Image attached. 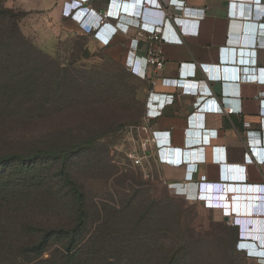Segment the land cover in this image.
<instances>
[{
  "label": "rangeland",
  "instance_id": "1",
  "mask_svg": "<svg viewBox=\"0 0 264 264\" xmlns=\"http://www.w3.org/2000/svg\"><path fill=\"white\" fill-rule=\"evenodd\" d=\"M0 8L16 19L0 25V264H252L130 157L147 84L127 56L78 37L49 55L51 24Z\"/></svg>",
  "mask_w": 264,
  "mask_h": 264
},
{
  "label": "crops",
  "instance_id": "2",
  "mask_svg": "<svg viewBox=\"0 0 264 264\" xmlns=\"http://www.w3.org/2000/svg\"><path fill=\"white\" fill-rule=\"evenodd\" d=\"M5 1L21 9L28 23L51 24V29L47 28L50 41L38 45L49 55L57 54L58 39L78 37L100 49L114 47L123 60L131 38L138 32L128 13L136 8L135 0H119L127 11L119 20L108 19L109 28L113 26L110 41L94 33L113 0L86 3L80 8L86 13L81 23L70 18L67 0ZM147 1L159 8L169 0ZM252 2L186 0L184 6L171 7V19L165 27L184 37V43H163L145 33L134 41L137 52L131 57V69L126 68L147 84L140 125L147 120L150 96V102L159 104L160 98L173 94V101L150 123L154 130L168 131L170 138L153 142L152 132L140 131L138 148L143 153L140 143L145 144L150 154L146 170L157 183L173 190L172 195L207 214L220 228H227L226 216L233 214L236 225L227 229L233 233L234 250L241 254L238 241H245V246L255 241L264 248V218L258 216L264 209V83L247 81L244 72L247 67L264 69V4ZM153 19L152 15L146 16L147 21ZM156 47L163 50L165 58L159 70L146 62L149 50ZM194 67L195 76L182 75L183 71L192 73ZM183 77L190 86L198 84L197 94L183 93L177 85ZM228 108H233V113L228 114ZM185 151H204L207 159L185 165ZM247 259L252 264H264Z\"/></svg>",
  "mask_w": 264,
  "mask_h": 264
},
{
  "label": "built area",
  "instance_id": "3",
  "mask_svg": "<svg viewBox=\"0 0 264 264\" xmlns=\"http://www.w3.org/2000/svg\"><path fill=\"white\" fill-rule=\"evenodd\" d=\"M82 1L88 3L91 0H67L65 4L69 6L71 9V15L70 18L73 20L81 23L85 19L86 13L81 11L80 8H77L78 5L82 4ZM136 2V8L129 10V17L137 24L138 32L137 34L131 38V43L129 45V51L128 55L125 60V67L130 70L131 69V57L136 54L137 48L134 46V41L137 37L142 36L143 34H149L153 39L160 40L163 43H174V44H183L184 43V37L177 34L175 31H171L170 29H167L165 27V24L170 22L171 19V13L170 8L173 6H184L186 4V0H169L167 2H162V6L159 8L152 7L147 0H135ZM252 3L256 4H264V0H253ZM251 3V4H252ZM124 2L119 0H113L107 10L101 15L100 20V26L97 30H95L94 36L98 37L102 36L103 38L107 39V41H110L112 39V31L111 26L109 28V24L107 21L110 18L119 20L123 18L125 13L124 9ZM233 6V5H232ZM232 14V12H231ZM152 15L154 16V19L151 21L146 20V16ZM233 15H238L237 13H234ZM243 15V14H242ZM163 17L165 18V21H163ZM145 20V21H144ZM159 25H154V24ZM166 28V29H165ZM109 30V31H108ZM105 32H109V34H106ZM104 40V39H103ZM163 50L160 47H156L153 49H150L147 57L146 62L149 66L153 67L155 70L162 69L165 65V58L163 56ZM249 61V60H247ZM247 73V81L249 82H256V83H264V69L259 68H250L247 67V69L244 71ZM183 76H190V75H196V68L194 67L192 73H185L183 71ZM186 78H180L178 80L177 85L182 88L183 93L186 94H197L198 93V84H194L193 86H190L189 82L185 81ZM155 99V97H154ZM151 96L149 97V102L147 104V120L145 124L136 126L137 130L140 132L142 131H150L153 134V137L151 140L153 142H157L161 138H170V135L168 134V131H160V130H154L151 128L150 123L152 119L157 118L161 115L162 109L168 102L173 101V94H170L169 96H166L164 98H160V103H152L150 102ZM264 109V99L261 101V110ZM228 114L233 113V108H228L227 110ZM168 134V135H167ZM140 147H144L143 153H138L139 148L132 150L130 157L133 159V161L136 163V165L143 168V170L146 171V165L148 158L150 157L149 151L146 148L147 146L144 144L142 145L140 143ZM202 150H205V147L201 148ZM207 159L206 154L204 151H193L183 152V163L185 165H190L191 163L195 162H205ZM246 167L244 168V175L247 177V170ZM146 175V172H145ZM148 177V176H147ZM203 180L206 179V176L202 177ZM258 216H261L264 218V209L261 212V214H258ZM226 226L228 227H234L236 225L235 216L233 214H227L226 216ZM238 241L237 247L242 250L244 255L247 258H254L258 262L264 263V248H260L258 244L255 241Z\"/></svg>",
  "mask_w": 264,
  "mask_h": 264
},
{
  "label": "trees",
  "instance_id": "4",
  "mask_svg": "<svg viewBox=\"0 0 264 264\" xmlns=\"http://www.w3.org/2000/svg\"><path fill=\"white\" fill-rule=\"evenodd\" d=\"M0 25L1 26H4V25H2V24H5V22H7V21H14V20H16L15 19V12L13 11V10H10V9H4V8H0ZM18 28V25L16 24V29ZM17 31H19V29H17ZM141 122H142V116H141V118H140V120L138 121V125L137 126H139L140 124H141ZM99 137V136H98ZM98 137H95V140L98 138ZM94 141V138H92V139H90V140H86V141H84V142H82V143H80V144H72V146H73V148H76V149H60V150H58V151H55V152H53V153H55V155L56 156H58V157H64V154L68 151V150H70V152H72V153H77V152H79V151H81L82 149H84L85 147H89V146H91V144H93L92 142ZM76 194H77V196H78V198L80 197H82V193L80 192V190L77 188L76 189ZM77 198V197H76ZM79 203V206L78 207H80L81 206V204H82V201H80V202H78ZM80 209V208H79ZM82 212V209H80V213Z\"/></svg>",
  "mask_w": 264,
  "mask_h": 264
},
{
  "label": "clouds",
  "instance_id": "5",
  "mask_svg": "<svg viewBox=\"0 0 264 264\" xmlns=\"http://www.w3.org/2000/svg\"><path fill=\"white\" fill-rule=\"evenodd\" d=\"M84 5H85V2L82 1V4L78 5L77 8H82V7H84ZM163 21H165V18L164 17H163ZM154 25H159V24H156L155 23Z\"/></svg>",
  "mask_w": 264,
  "mask_h": 264
}]
</instances>
